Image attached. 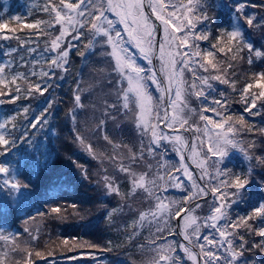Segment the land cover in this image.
<instances>
[{
  "label": "trees",
  "instance_id": "16d2710c",
  "mask_svg": "<svg viewBox=\"0 0 264 264\" xmlns=\"http://www.w3.org/2000/svg\"><path fill=\"white\" fill-rule=\"evenodd\" d=\"M47 2L48 0H3L4 10L0 12V16H3L0 22H6L8 25L7 28L0 30V35L20 37V40L0 39V65L11 63L14 71L26 73L33 69V61H39L34 65L36 76H30L27 81L20 79L16 83L6 82V88L0 85V91L8 93L0 96V101H3L0 103V120L14 115L17 136L25 131L30 134L35 133L34 144L31 146L18 144L6 158L9 161L18 162L20 180L29 188L27 193L21 194L22 200L10 198L6 193L0 192V206L3 207L0 211V230L5 235L16 234L13 243H17L20 239L24 246L15 249L12 243L14 252L10 256L0 253V258L4 260V264H149L154 255L151 249L155 245L167 244L172 249L171 255L180 258L177 264H191L180 248V244L188 245L189 242L183 238L180 221V233L177 229L178 216L175 213L180 208L194 206L193 200L197 199L201 207L196 212L198 215L195 216L199 223L203 224L214 199L211 195L210 183L218 184L221 179H224V176L216 175L217 168L212 166L216 157L208 152V148L214 141L221 139L217 133H225L227 125L225 129H216L214 123L209 124L208 121L201 120V115L213 117L214 122L220 121L222 115L231 116L228 123L232 125L233 130L228 133V136L233 137L239 147L227 145L226 162L218 167L227 168L229 179L232 174H237L242 178L246 176L249 180L239 196H228L226 202L222 201L226 203L229 219L237 221L238 218L252 214V210L264 201V190H262L264 184L261 183L264 181V163L256 159L257 157L264 159V98L256 100L257 107L252 109V112L257 114L252 115L246 111L251 102V94H259L262 89L255 87L250 89V93L245 94L247 102L240 94L245 84L254 80L253 73L264 70V56L255 55V51L264 53V0H204L206 6L203 9L196 7V0H193V12L185 13L191 20L192 31H188L187 21H185L184 31L176 34L175 47L185 33L188 35L189 44L198 46L193 51H200L201 56H194V60L203 63V53L207 51L213 53L211 59L215 67L205 65L208 71H204L200 64H194L196 73L205 77L210 74L220 76V80L208 81L212 85L211 89L204 86L208 97L205 100L203 97L198 98L194 94H189L192 92L189 86L193 82V72L185 68L179 83L182 88V97H187L189 105L184 109L188 111V114L184 115L188 123L174 128H166L159 123L158 127V131L172 129L177 132L181 131L176 129L185 127L190 130L192 137H196V149H202V155L199 153L198 161L204 160L206 164L202 169L197 167L195 161L190 158L193 164L190 167L195 173L196 184L209 187L210 195L208 194L206 199L194 193L190 181L183 180L181 187H175L171 177L181 176L180 171L175 168V161L166 166H163V163L158 164L160 169L157 172L163 179L159 177L155 179L156 184L152 187L153 195L149 196L142 189L135 191V195L132 194L130 178L125 173L119 172L117 165L130 164L129 151L124 145L130 144L128 149L139 156L141 141L143 140L144 145L147 146L151 133L141 135L136 127L134 111L123 108L119 111L109 109L110 112L115 113L116 119L104 117L106 105L117 102L114 91L115 74L111 71L114 61L106 53L105 55L101 53V44L85 47L89 40L86 29H82L86 34L81 40L72 41L71 35H68L62 43L63 47H67L68 43L78 47L71 48L66 65L55 69V76L50 81L52 87L43 96L35 92L31 96L25 95V90L30 83L40 82L42 79L40 70H48L50 67L44 62L48 54L43 50L46 41H50L51 36H55L60 31L59 25L55 27L40 25V29L48 28L51 35L26 27V23L51 19L50 15L43 11ZM172 2L187 5V0H172ZM54 3L58 4L59 0H54ZM241 3L244 4V12L255 15V21L259 22V26L255 28L248 27L246 24L243 26L245 41L250 42L253 47L251 53L246 47L243 51H239L234 43L229 45L225 40L217 41V37L222 34L221 30L235 26L234 9ZM203 13L209 17L207 21L199 19ZM176 14L181 16V11H177ZM15 15L21 17L19 22L10 19ZM108 15L111 19L118 20L113 13ZM116 27L123 31V26L119 23ZM10 29L12 31H9ZM202 33L208 34L207 39H195ZM160 38H162V32ZM97 39L103 38L97 37ZM22 40L31 42L22 47ZM213 44H216V48L212 47ZM128 47L131 48V45ZM221 47L225 48L224 53L219 51ZM230 47L232 51H228ZM28 48H34L36 52L26 51ZM13 49L18 51L5 55ZM107 50L109 51L108 48ZM177 50L176 47V52ZM179 51H184L183 46ZM21 57L24 58L23 62ZM181 58L187 59L179 57ZM249 58L252 60L251 65L248 63ZM137 64L146 69L153 68L162 81V74L159 73L153 61L152 65H149L143 59L138 60ZM109 79L113 80L112 84L108 83ZM222 80L227 82L221 83ZM78 83L80 89H83L80 92L83 107H75L74 93L77 91ZM148 83L150 84V81ZM177 83L178 81L173 84V88ZM201 83L197 81L198 86ZM17 87L21 89L19 93L16 92ZM149 91L154 98L160 95L155 86L150 87ZM17 95L19 99L9 102L12 96ZM216 100L226 103L222 106L217 105ZM49 102L52 104L51 108H47ZM190 106H192L191 109ZM203 106L215 108L216 112L222 115H216L212 111L203 112ZM130 107L134 108L131 105ZM25 108L27 112L24 111ZM45 115L48 123L39 131L27 127L32 119L43 118ZM241 117L244 118L243 124L240 122ZM101 119H106V123L98 128ZM209 129L211 132L208 131ZM78 134L84 138V145L76 140ZM105 134L113 143H119L121 147L113 148V144L103 139ZM163 143L164 148L170 150L166 143ZM88 144L93 147L92 153L86 150ZM163 151L166 153L164 149L159 150L160 153ZM245 152L251 157L250 160L245 158ZM33 157L36 158L33 159ZM155 159V154L150 156L145 152L144 159L131 163V168L135 173L150 174L152 171L150 166ZM142 161L144 165L140 164ZM110 174L118 184L119 195L114 192L106 193L103 177ZM220 187L223 192L236 191L234 188ZM157 195L163 203L169 201L172 205L169 206L171 211L164 216L165 219H162L163 216L157 212ZM184 197L189 198L185 200ZM55 206L61 208L60 213L51 212V208ZM142 212H156V217L153 219L148 216L141 222L139 217ZM39 213H47V215ZM180 215L181 220L185 213ZM238 222L240 227L230 231H236L239 236L244 237L248 249L244 258L249 261V264H264V252L252 246L254 243L258 244L261 238L255 236L248 227L251 225L254 229L261 220L253 216L247 224L242 220ZM28 226L31 227L30 231H25ZM209 231L207 227H201L202 234ZM239 236L235 241L237 244L241 242ZM65 239L68 243H64ZM8 243L0 240L1 245H8ZM89 245H95V247ZM196 248L199 253V247ZM37 251L41 253L40 256L35 254ZM29 253H31L30 256Z\"/></svg>",
  "mask_w": 264,
  "mask_h": 264
},
{
  "label": "snow or ice",
  "instance_id": "6c2138e0",
  "mask_svg": "<svg viewBox=\"0 0 264 264\" xmlns=\"http://www.w3.org/2000/svg\"><path fill=\"white\" fill-rule=\"evenodd\" d=\"M150 9V15L155 16V20L159 21V26H155L154 22L150 20L149 13L145 10ZM196 7L203 9L206 4L204 0H196ZM255 7V6H254ZM4 4L3 0H0V12H3ZM43 11L48 13L51 17L49 21L37 20L34 23H26V27L30 29H38L46 34L51 35L48 32V28L40 29L41 24H46L48 27H55L59 25L60 31L58 35L51 36L50 41H46V46L43 50L44 53L48 55L45 57V63L49 64L48 70L41 69L40 82L30 83L28 88L25 90L26 96H31L33 92L38 93L43 96L49 88L52 87L50 81L55 76V69L61 68L67 64V58L69 56V51L73 47H78L75 44L68 43L67 47L62 48V43L65 39V33L71 35L72 41H79L85 37V31L87 30V35L89 37L88 44L85 45L86 48L95 46L96 44H101L106 46L109 51L106 52V55L111 57L114 61L112 66V73L115 74V84L114 91L116 93L117 102L107 104L104 110V117L116 119L115 113L109 111V109H116L117 111L120 108H123L128 111H134L136 116V127L140 130L141 135L146 133H151V136L148 138L147 146L144 145L143 140L141 141V147L139 150V156L129 149L130 164L117 165V170L121 173H125L128 178H130L132 183V194L135 195L136 189H142L144 193H147L149 196L153 195L152 187L156 184L155 179L146 180V173H135L131 168V163H135L137 160L144 159V153L147 151L148 155L161 154L160 149L164 148L165 141L171 142L174 145H180L181 147H188L192 152L193 156L197 155L196 146H188L185 144V141L181 138L179 134L168 135L164 134L161 131L160 135H157L156 127H159V123L156 126H152L151 123H142L145 116H151L155 114V118L159 122L161 119L164 121V126L166 128H174L177 125L183 126L187 124V119L182 115L183 110L188 108L187 97H182V90L180 88V81L183 76L184 69L187 68L189 71L193 72V82L189 86L192 89V92L189 94H194L198 98L203 97L205 100L208 99L204 86L208 89L212 88V85L208 83L210 79L220 80L219 75H209L207 77L200 76L196 73L193 68L194 64H200V67L204 71H208L205 65H212L213 53L207 51L203 53L202 60H194V56H201L200 51H193L194 48H198L197 45H190L188 42V35L185 33L180 37V43L176 45L177 52L175 56L186 57L187 59L181 58L178 61L173 57V53L169 51L167 54L165 52V47L171 49L173 43H175L177 33L184 31L186 27L185 21H187L188 31H192L191 20L185 15V13L193 12V0H187V5L173 3L172 0H131V2H114V0H59V3H54V0H48L44 5ZM177 11H181V16H177ZM235 26L230 29L221 30V36L217 37V41L225 40L229 45L235 44L237 50L243 51L246 47L248 51L253 52V47L250 42L245 41V34L243 31V26L245 24L248 27H258L259 22L255 21V15H248L244 12V4H237L235 6ZM109 13H113L118 20H113L109 17ZM10 19L20 21L21 17L15 15L10 17ZM199 19L207 21L209 17L206 13H203ZM3 20V16H0V21ZM119 23L123 26V31L117 29L116 25ZM8 25L6 22H0V30L7 28ZM159 27V31H158ZM9 31H12L11 29ZM162 38L157 39L161 35ZM207 33H202L199 36H196L195 39H207ZM97 37H102L103 39H97ZM20 40V37H12L7 34L0 35L2 40L10 39ZM31 41L22 40L21 46L30 43ZM131 45V48L128 47ZM183 46L184 51L180 52V47ZM213 48H216V44L212 45ZM138 50L141 54V57L148 62L149 65L152 64V54L158 53L159 59L161 60L160 71L167 75V85L162 82L157 75V72L153 68H144L136 63L135 53L132 49ZM18 51V49L10 50L5 53V55H10L12 52ZM26 51L30 53H35L36 49L28 48ZM221 53L225 52V48L221 47L219 49ZM228 51H232L230 47ZM83 55V53H80ZM170 57L165 61V56ZM257 57L264 56V53L260 51H255ZM23 62V57L20 58ZM39 63V61H33V69L26 73H19L13 70V65L3 64L0 65V85L7 87L6 82L16 83L17 80L27 81L30 76H36L37 72L34 65ZM248 63L251 65L252 60L249 58ZM177 64L179 65L177 67ZM27 67V65H24ZM64 71H67V68H64ZM150 73V75H146ZM254 80L252 82L246 83L241 91V97L247 102V97L245 94L250 93V89L260 88L262 89L259 94H251V102L248 104L246 111L250 114L255 115L257 113L252 112V109L257 107L256 100L264 98V70L253 73ZM46 78V79H45ZM173 80L178 81L175 88H173ZM150 81V84L148 83ZM197 81H201V85L198 86ZM227 81H221L225 83ZM109 84L113 83L112 79L108 80ZM155 86L157 92L160 95L156 98L153 97L152 93L149 91L150 87ZM21 89L16 88V92L19 93ZM83 89H80L79 83L77 84V91L74 93V102L76 106L83 107L81 94L80 92ZM8 94L7 92L0 91V96ZM19 95L12 96L9 102H14L19 99ZM3 103V101H0ZM224 101L216 100L215 104L223 105ZM163 104V112L161 113V105ZM134 106V108L130 107ZM51 102L48 103L47 108H51ZM169 110H171L174 115L169 117ZM27 112V108L24 109ZM203 112L212 111L216 115H222L221 113L216 112L215 108H210L208 106L202 107ZM75 117L73 116V119ZM201 120L208 121L209 124L214 123L216 129H225L227 125V130L225 133H217V136L221 137L213 142L208 148V152L212 153L216 159L213 160L212 166L217 168V176H224V179H221L218 184L210 183L211 195L214 198L213 202L210 205L209 214L204 218L203 224L198 223V218L192 215H185L182 217L186 221L183 226V238L185 241H188V245L180 244V248L192 260V264H249V261L245 259V252L248 250L246 248V242L244 241L243 236H239V233L236 230L240 227L238 221L242 220L245 224L249 220L253 219V216L259 218L261 223L257 225L254 229L249 225L250 231L254 233L255 236L261 238L260 242L254 243L252 246L255 248H260L264 252V201H262L256 208L252 210V214L238 218L237 221H232L227 216L226 212V201L228 196H239L241 190L246 187L249 183L248 178L245 176L242 178L241 175L232 174L231 179L227 175V168H219V165H224L228 152L226 149L227 145H232L233 147H239L238 143L235 142L233 137L228 136V133H231L233 127L228 123L231 120L230 115H222L220 121H215L213 117L201 115ZM15 116L5 117L3 120H0V192L6 193L10 198H20L21 194L29 188V186L20 180L18 173V162L9 161L6 159L11 153L12 149L15 148L18 144H28L31 146L34 144V135L35 133L30 134L25 131L22 132L19 136L16 133V124L14 123ZM240 122L244 123V118H240ZM47 116L43 118L35 117L32 119L27 127L39 131L43 125L47 124ZM106 123V119H101L98 125V128L103 126ZM39 126V127H38ZM207 127V126H206ZM211 132V129L208 130ZM103 139L110 144H113V148H119L121 145L119 143H113V141L108 137L107 134L103 136ZM76 140L79 141L81 145L85 144V140L79 134L76 136ZM127 147V145H124ZM86 150L89 153L93 152V147L91 144L86 146ZM241 151H245L241 149ZM36 157H33L35 159ZM207 157H205L206 159ZM245 158L250 160L251 157L245 152ZM181 161L183 162L185 157L180 156ZM259 162L264 163V159L257 157ZM204 160L197 161V167L204 168ZM73 163H76L73 161ZM78 167H83L78 165ZM151 167V166H150ZM183 168V176L187 177L189 181L192 182L193 188L197 189L196 195L206 197L209 194L208 186H197L196 182L192 179L191 175L188 172L187 166L183 163L181 164ZM179 171V169H177ZM84 175L87 176V173L84 172ZM157 177L163 179L157 172ZM104 188L106 193H116L120 194V190L116 184L115 178L109 175L103 177ZM171 181L175 183V187L179 188L183 184L181 176H172ZM264 184V181H261ZM220 186L230 187L236 189L235 192H223ZM264 190V189H262ZM189 197H184L187 200ZM194 199V197H193ZM156 200L157 210L162 211L166 208V205L163 204L161 198L157 195ZM225 201V202H222ZM199 203H195L194 207L180 208L175 213L176 216H180L181 213H192L196 208H200ZM3 210V207L0 206V211ZM52 213H60L61 208L55 206L51 208ZM41 215H47V213H39ZM148 216H151L153 219L156 217V212H142L140 214V221L143 222ZM201 227H207L210 229L208 233H201ZM191 229V231H188ZM159 230V228H158ZM28 231V229H25ZM241 241L239 244L235 243L237 237ZM16 239V234L5 235L2 230H0V240H3L5 243L13 241ZM36 239V237H33ZM64 243H68L67 239L64 240ZM199 247L200 252L196 253L189 247ZM90 247H95V245H89ZM151 251L154 253L149 264H177L179 257L172 256V249L167 244L155 245ZM37 256H40L41 253L37 251L35 253ZM29 256L31 253L28 254ZM0 264H4V260L0 258Z\"/></svg>",
  "mask_w": 264,
  "mask_h": 264
},
{
  "label": "rangeland",
  "instance_id": "374dc122",
  "mask_svg": "<svg viewBox=\"0 0 264 264\" xmlns=\"http://www.w3.org/2000/svg\"><path fill=\"white\" fill-rule=\"evenodd\" d=\"M114 2H123V3H127V2H131V0H114ZM151 11V10H150ZM114 15V14H113ZM114 17H115V15H114ZM150 20L152 21V22H154V25L155 26H157V23H156V21H154V20H152L151 18H150ZM59 33H57L56 35H58ZM69 34L68 33H65V38L68 36ZM65 40V39H64ZM64 43V42H63ZM175 44H176V42L175 43H173L172 44V46H171V49H169L168 47H167V45H166V47H165V52H166V54L169 52V51H171L172 53H173V57L175 58V53H176V47H175ZM63 47V46H62ZM101 47H102V50H101V53L103 54V55H105V53L108 51L107 50V47L106 46H102L101 45ZM132 51L135 53V59H136V63H137V61L139 60V61H141V60H143V58L141 57V54L138 52V50H136V49H132ZM155 54L156 53H154V54H152V61H153V58H154V56H155ZM157 56H156V66L158 67V69H159V73H161L162 74V78H163V81H165V85H167V82H166V80L168 79L167 78V75L165 74V73H163V72H161L160 71V68H161V60L159 59V55H158V53L156 54ZM168 59H170V57H168L167 55L165 56V61H167ZM176 60L177 59H179V57L178 56H176V58H175ZM152 65V64H151ZM178 67V66H177ZM95 71H96V67L94 68V75L96 74L95 73ZM66 75L64 74V77H65ZM176 82V80H173V84ZM181 88V87H180ZM181 90H182V88H181ZM74 107V106H73ZM75 107H78V106H75ZM192 108V106H190V109ZM72 110H74V109H72ZM185 114H188V111L186 110V111H184L183 110V113H182V115L184 116ZM190 114V113H189ZM172 115H174V113L171 111V110H169V117H171ZM134 116H135V114H134ZM153 116V118H151ZM162 119L160 120V122H158L157 121V119L155 118V115L153 114V115H151V116H145V118H144V121H142V123H145V124H147V123H152V126H156V124L157 123H160V124H162ZM84 122V121H83ZM87 122H88V120H87ZM87 122H85V124L87 123ZM195 123H197V122H195ZM81 125H82V122H81ZM165 129V128H164ZM183 129H186V130H188L189 132H190V130L189 129H187V128H185V127H183ZM167 130V129H166ZM76 131V128L74 129V132ZM89 131V130H88ZM164 132V134H168V135H174V134H179L180 136H181V138L185 141V144L187 143V141H189V134H188V132H184V131H181V130H178V131H181V132H177V131H172V130H170V131H165V130H163ZM156 132H157V135L159 136V134L161 133V131H158V127H156ZM188 134V136H187V134ZM190 134H191V136H192V133L190 132ZM92 135H93V133H92ZM220 138V137H219ZM193 140V141H192ZM195 141V142H194ZM165 143H166V145H167V148L168 149H170V150H166V153L163 151L161 154H159V155H157V154H155L156 155V159H155V161H154V163L152 164V166L150 167V170H152L151 171V173L149 174H147L146 175V180H149V179H156L157 178V171L160 169L159 167H158V164L159 163H163L162 165L163 166H166V165H169L170 164V162H174V164L176 165V170L177 169H179V171H180V174H181V177H182V180H187V181H189L188 179H187V177H184L183 176V168L181 167V164L183 163L185 166H187V168H188V172H189V174L191 175V177H192V179L194 180L195 179V173H194V171L192 170V168L190 167L191 165H193L191 162H190V158H192L194 161H195V163L197 164V161H198V156H199V153L202 155V149L201 148H199L198 150L196 149V151H197V155L194 157L193 156V154H192V152L189 150V148L187 149L186 147H181L180 145H174L173 143H171V142H167V141H165ZM188 144V143H187ZM186 144V145H187ZM195 144H196V137H192V139H191V143H190V146H192V145H194L195 146ZM128 147H126V149L129 151V146H130V144H128L127 145ZM201 147H203V145H202V143H201ZM185 149V150H184ZM127 151V152H128ZM146 153H147V151H145ZM181 155H183L184 157H185V159H184V161L182 162L181 161V159H180V156ZM173 157H175V158H173ZM177 163V164H176ZM141 165H144V163H143V161H142V163H140ZM205 162H204V167H205ZM206 170V169H205ZM195 172L196 173H198V171H197V169H195ZM207 172V171H206ZM137 174H140V173H137ZM112 174H110V176H111ZM191 182V181H190ZM197 185V184H196ZM117 186H118V184H117ZM197 186H199V184L197 185ZM194 189V193L195 192H197V189L196 188H193ZM135 191H139V189H136ZM24 193H27L26 191L24 192ZM193 196H194V194H192ZM210 195V194H209ZM206 198H208V195L206 196V197H202V199H206ZM20 199V198H19ZM20 200H22V199H20ZM194 201V204L195 203H198L199 202V200L197 201V199H194L193 200ZM192 201V202H193ZM164 205H166V208H164L162 211H158L157 210V212H159V215L160 216H163V218L162 219H165L164 218V216L165 215H167L170 211H171V207H169V206H172L171 205V203L169 202V201H165L164 203H163ZM192 207H194V206H192ZM200 208H196L195 210H194V212H192V213H185V215H192V216H195L196 214L198 215V213H196L198 210H199ZM184 215V216H185ZM167 217V216H166ZM183 217V216H182ZM196 217V216H195ZM197 222L199 223V221L197 220ZM186 223V221L184 220V219H182L181 218V220H180V226H181V228H180V230L183 232V226H184V224ZM30 228L31 227H27L26 229H28V231H30ZM188 231H191V229H188ZM12 243H13V241H10V243H8V245H1L0 244V253L1 254H6V255H8V256H10L14 251L12 250ZM21 247H24L23 246V241H21L20 239H18L17 240V243H13V248H15V249H17V248H21ZM196 248V247H195ZM184 253V252H183ZM184 255L185 256H187L185 253H184ZM188 257V256H187ZM189 259V258H188ZM190 260V259H189ZM190 262H191V264H192V260H190Z\"/></svg>",
  "mask_w": 264,
  "mask_h": 264
},
{
  "label": "water",
  "instance_id": "95a60500",
  "mask_svg": "<svg viewBox=\"0 0 264 264\" xmlns=\"http://www.w3.org/2000/svg\"><path fill=\"white\" fill-rule=\"evenodd\" d=\"M145 10L149 13V15H150V9H147V7L145 6ZM150 17L154 20V21H156L155 20V16H151L150 15ZM156 23H157V25L159 26V21H156ZM158 31H159V27H158ZM157 39H160V36H158L157 37ZM157 54V53H156ZM155 54V56H154V58H153V63H154V65H155V67H156V55ZM162 82H164L163 81V79H162ZM165 83V82H164ZM162 126L164 127V121H162ZM172 130V129H171ZM176 130H181V131H184V132H188V134H189V141H188V146H190V143H191V139H192V136H191V134H190V132L188 131V130H186V129H183V128H178V129H176ZM172 131H174V130H172ZM187 149H188V147H186ZM198 201V200H197ZM189 207V206H188ZM187 207V208H188ZM181 216V215H180ZM180 216L179 217H177V229H178V231H179V221H180ZM179 233H180V231H179ZM189 246H191V245H189ZM192 247V246H191ZM192 249L193 250H195L196 252L198 251L197 250V248H195V247H192ZM198 253V252H197Z\"/></svg>",
  "mask_w": 264,
  "mask_h": 264
}]
</instances>
